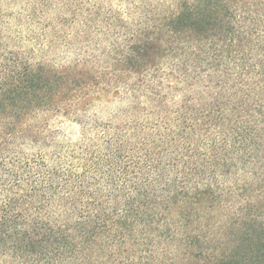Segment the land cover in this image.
<instances>
[{"label": "clouds", "instance_id": "clouds-1", "mask_svg": "<svg viewBox=\"0 0 264 264\" xmlns=\"http://www.w3.org/2000/svg\"><path fill=\"white\" fill-rule=\"evenodd\" d=\"M33 6L38 18L45 22L53 15L67 18L68 26L53 20L56 38L47 54L37 45L38 52L31 56L21 48L24 54L13 58L14 63L0 57V143L15 140L17 155L23 147L21 132L30 129L43 135L41 125L51 111L75 110L81 104L92 108L95 96L117 84L131 109L140 103L133 94L150 95L152 73L175 71L190 53L206 54L209 45L223 52L253 31L256 36L251 39L259 36L264 42V0H34ZM73 14L78 20L75 30ZM4 43L11 46L7 36ZM181 52L183 56L178 55ZM76 114L86 122L92 119L91 111ZM134 131L135 139L120 133L108 146V155L101 152L105 162L111 161L117 181L112 190L116 200L110 203L120 209L107 221V229L101 231L87 214L83 218L71 214L56 200L41 207L38 197L17 217L15 212L21 209L7 210L5 197L12 194L4 191L0 264H112L108 254L118 248L135 252L133 261L142 255L148 264H186L185 254L193 246L203 249L213 264L217 260L264 264V195H240L241 185L255 183L251 171L233 167L231 153L209 154L196 165L180 161L173 167L167 163L169 156L161 161L150 151L139 128ZM125 165L135 179L121 177ZM200 167L203 171L197 174ZM153 199L168 206L166 212L155 213L166 219L141 224L140 201ZM197 199L200 203H195ZM107 211L111 213V208ZM209 216L217 219L206 228ZM117 219L128 221L122 236ZM145 248L147 252L137 251Z\"/></svg>", "mask_w": 264, "mask_h": 264}, {"label": "trees", "instance_id": "trees-1", "mask_svg": "<svg viewBox=\"0 0 264 264\" xmlns=\"http://www.w3.org/2000/svg\"><path fill=\"white\" fill-rule=\"evenodd\" d=\"M33 5L34 0H0V57L5 61L14 63L13 58L19 60L24 54L21 48L30 56L37 53V45L47 54L52 49L53 38H56L53 20L68 26L67 18L60 20L53 15L47 22L38 18ZM39 15L43 17L44 12ZM80 15L82 17L83 12ZM77 23L73 14L72 30ZM6 36L11 46L5 45ZM252 36H256L255 31L238 40L236 47L230 46L223 52H216L214 45H209L206 54L190 53L175 71L166 69L152 73V83L147 86L150 95L141 93L137 97L133 94L132 99L140 103L133 104L131 109L127 107V94L117 84L114 89L107 88L90 101L92 105L115 103V109L100 107L87 122L76 114L89 110L84 104L75 110L69 107L51 111L41 125L45 130L43 135L30 129L21 132L23 147L19 148V155L18 146H13L15 140L0 143V196L4 191L12 194L5 197L7 210L20 208V212H15L20 217L27 211L26 205L34 206L36 197L43 202L41 207L56 200L71 214L81 218L87 214L97 228L101 231L107 229V221L120 209L118 204L110 203L116 200L112 190L117 181L109 167L111 161L105 162L101 152L107 156L108 146L114 137L119 139L120 133L135 139L138 133L134 129L137 128L144 133L145 143L151 144L150 151L161 161L164 156H169L167 163L173 167L180 161H185V166L196 165L202 156L231 153L235 157L233 167L247 168L255 181L254 184L241 185L243 191L240 195H264V42L259 36L253 40ZM172 58L176 60L178 57L174 55ZM98 112L106 113V118L101 119ZM57 116L78 125L75 139L61 136L57 130ZM140 150L144 151L143 145ZM180 171H184V167ZM201 171L202 167L197 174ZM121 177L125 181L135 179V175L128 172L127 165ZM208 206L215 211L213 205ZM139 207L141 224L147 222L151 225L153 221L158 224L166 219L163 215L157 218L155 214L157 209L160 212L168 210L163 201H140ZM216 219V216H209L204 226L209 227ZM115 225L121 229V236L128 231L127 220L117 219ZM194 247L185 254L186 264H213L203 249L193 250ZM137 251L147 252L148 249ZM135 255L127 248H118L116 253L108 254V260L112 264H148L142 255L133 261ZM215 264H231V261L217 260Z\"/></svg>", "mask_w": 264, "mask_h": 264}, {"label": "rangeland", "instance_id": "rangeland-1", "mask_svg": "<svg viewBox=\"0 0 264 264\" xmlns=\"http://www.w3.org/2000/svg\"><path fill=\"white\" fill-rule=\"evenodd\" d=\"M103 106L104 107L107 106L108 108L110 106L111 109H115L117 104H115V103H103L100 105H92V108H89L88 111H91L92 115H93V114L97 113V110L100 107H103ZM98 115L101 117V119L106 118L105 117L106 113H104V112H98ZM57 130H59L61 132V136L71 137L72 139H75L77 137L79 127L74 122L69 121L68 119H64V118L62 119V118L57 116Z\"/></svg>", "mask_w": 264, "mask_h": 264}]
</instances>
